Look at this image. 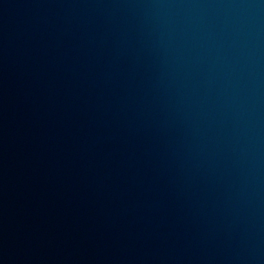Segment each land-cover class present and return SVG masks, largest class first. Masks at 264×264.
Instances as JSON below:
<instances>
[{"label": "water", "instance_id": "obj_1", "mask_svg": "<svg viewBox=\"0 0 264 264\" xmlns=\"http://www.w3.org/2000/svg\"><path fill=\"white\" fill-rule=\"evenodd\" d=\"M0 162L264 209V0H0Z\"/></svg>", "mask_w": 264, "mask_h": 264}]
</instances>
